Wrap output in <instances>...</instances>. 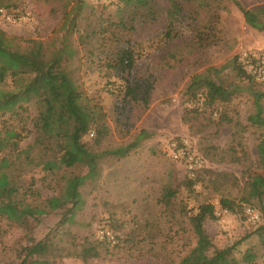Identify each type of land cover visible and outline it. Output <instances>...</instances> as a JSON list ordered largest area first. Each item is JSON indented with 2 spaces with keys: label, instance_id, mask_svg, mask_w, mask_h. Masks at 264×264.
<instances>
[{
  "label": "rangeland",
  "instance_id": "374dc122",
  "mask_svg": "<svg viewBox=\"0 0 264 264\" xmlns=\"http://www.w3.org/2000/svg\"><path fill=\"white\" fill-rule=\"evenodd\" d=\"M75 1L0 0V8L5 12L0 17V30L13 48L23 49L30 41L39 40L53 50L63 42L64 13ZM81 1L82 26L99 25L108 16L118 18L116 0ZM237 1L246 9L264 6V0ZM202 3L197 0L186 7L187 13L194 12L190 27L180 24L175 34L168 36V0H153L156 20L137 24L126 31L121 41L123 46L135 43L137 56L134 69L124 75H111L103 62L99 64L110 54L108 46L96 51L97 37L93 44L80 47L74 40L76 33L69 35L68 42L77 49L69 68L83 93L95 98L102 107L107 126L99 144L90 136L84 139L90 150L102 153L97 161L98 176L79 187L80 203L70 217L67 211L70 204L50 210L45 207V199L59 196L65 178L82 175L85 169L73 167L48 174L40 166L27 164L26 154L22 153L10 172L17 189L11 197L45 212L30 217L27 226L0 219V264H19L26 250L38 243L41 246L28 256L29 264H179L196 242L187 215L195 213L203 203L215 208L216 218L204 222L214 247L224 249L240 241L232 257L240 261L247 249H253L256 259L252 264H264V251L252 234L262 225L264 217V155L260 153L264 130L246 122L253 111L247 89H264V80L258 76L264 74V62L253 60L255 55L264 61V31L247 26L241 11L230 0H207L204 4L209 8L201 6ZM102 25H107L106 20ZM194 28L214 31L215 44L204 48L196 45ZM244 55L255 67L256 76L240 61ZM234 61L254 78L250 85L236 77ZM210 68L214 71L208 72ZM196 74L240 87L220 111L245 126L241 135L233 139L235 128L222 121L219 114H211L209 110L194 114L187 110L184 90ZM136 82L141 85L138 92L147 93L146 108L143 102L123 97L126 85ZM1 88L12 89L10 80ZM262 105L264 109V99ZM35 113L29 108L18 117L0 114V130L30 128L29 120ZM141 130L148 136L125 158L106 153L133 142ZM32 141L33 135L28 133L20 148H26ZM180 143L200 157H195V168L201 169L195 172L193 190L186 187L189 173L184 162L173 161L169 156L171 145ZM3 154L8 155L6 151ZM42 154L40 147H33L29 159L37 162ZM208 170L225 173L227 180H218ZM214 185H218L219 192L213 190ZM164 186L175 191L168 207L158 203ZM220 195L232 200L233 214L220 209ZM246 208L253 209L259 221L249 220ZM100 229L117 236L118 243L101 240ZM247 235L249 238L242 240Z\"/></svg>",
  "mask_w": 264,
  "mask_h": 264
},
{
  "label": "trees",
  "instance_id": "16d2710c",
  "mask_svg": "<svg viewBox=\"0 0 264 264\" xmlns=\"http://www.w3.org/2000/svg\"><path fill=\"white\" fill-rule=\"evenodd\" d=\"M194 1L197 0H168L166 11L168 36L172 33L174 35L180 28V24L191 26L190 22L194 12L187 13L186 7ZM206 1L202 0L201 6L209 8V5L204 4ZM230 1L239 8L247 26L258 32L264 31V6L254 10L246 9L237 0ZM115 6L118 18L105 17L106 26L102 25V22H105L104 19L99 25L86 23L82 26L83 16L81 15L84 4L81 0H76L73 6L64 13L62 28H65L66 32L63 42L53 50H49L39 40L30 41L29 46L23 49L13 48L10 39L0 30V114L18 117L29 108L36 111L29 120L30 128L23 127L20 131L8 128L0 130V219H5L15 225L27 226L30 217L45 212L44 209L33 207L11 197L16 194L17 189L10 172L22 153L26 154L27 164L40 166L41 170L48 174L73 167L85 169L82 175L73 174L65 178L59 196H50L45 199V207L50 210L62 209L70 204L71 208L67 207L70 217L73 216V210L80 203L79 187L90 183L98 176L97 161L102 153L90 150L84 139L90 136L95 144H99L100 138L107 133V126L104 122L102 107L95 98L83 93L77 78L69 68L70 62L77 55V49L68 42V39L69 35L76 33L74 40L78 46L83 47V45L93 44V40L97 37L96 51L105 50L108 46L107 52L110 54L100 60L99 64L103 62L106 71L114 76L131 72L137 59L135 43L123 46L121 41L127 30L133 29L139 23L156 20L157 10L153 0H116ZM209 29H205L206 31L193 29L196 45L204 48L215 44L216 35L212 30L209 32ZM93 54L94 51L91 52V56ZM236 64L234 61L233 70L236 77L247 81L250 85L254 78L247 74L242 65ZM213 71L212 68L208 69V72ZM7 79L12 85L10 90L1 88ZM140 89L139 83L136 82L134 85L128 83L124 88L123 97L130 98L136 103L143 102L146 108L148 96L146 91L138 92ZM239 89L238 86L224 85L209 77L196 74L192 76L184 90L185 103L189 106L187 110H191L194 114H200L204 110H209L211 114H219L222 121L232 124L235 128L232 133V138L235 139L237 135H241L245 126L229 119L220 110L230 103ZM247 91L251 95L253 106V111L246 120L247 125L264 130L262 105L264 89L259 91L249 87ZM28 133H32L33 141L26 148L21 149L20 142ZM147 136L146 131L141 130L133 142L113 148L106 153L118 159L125 158L140 140ZM179 146L184 147L181 143ZM33 147H40L43 153L42 158L37 162L29 159ZM187 149L196 158H200L193 153L191 148ZM4 151L8 155L3 154ZM260 153L264 155V142ZM200 169L201 167L196 170ZM195 172L194 177L189 175V180L186 181V187L191 190L195 186ZM206 172L216 175L220 181L227 180L225 173H213L211 170ZM31 184L33 185V179ZM212 188L215 192L220 190L218 185ZM174 196V189L164 186L158 203L168 207ZM219 207L228 213L235 212L232 200L223 195H220ZM214 211L215 208L212 205L203 203L197 206L195 213L187 215L196 242L191 251L181 258L179 264H239V262L252 264L256 259L253 249H247L240 261L232 257L234 248L240 241L224 249L214 247L204 228L206 219L216 218ZM252 234L256 236L260 248L264 251V217H262V225L257 227ZM115 238L118 243V237L115 236ZM248 238L249 235L242 240ZM40 246L41 244L38 243L29 247L19 264H29L28 256H32ZM115 246L117 244L113 245Z\"/></svg>",
  "mask_w": 264,
  "mask_h": 264
},
{
  "label": "built area",
  "instance_id": "2783aa9c",
  "mask_svg": "<svg viewBox=\"0 0 264 264\" xmlns=\"http://www.w3.org/2000/svg\"><path fill=\"white\" fill-rule=\"evenodd\" d=\"M5 12L3 11V9L0 8V17L4 16ZM15 17H7V19L13 20ZM22 19H24V17H22ZM253 60L258 62L260 60V64H262L264 61L262 60V58H256L255 55H253ZM240 61L242 62V64L245 67H248L249 73L252 74V76H256V69L253 66L252 63H250V59L248 57H246L245 55L243 57H241ZM245 69V68H244ZM259 77H261L264 80V74L263 75H258ZM184 147H180L179 145L176 144H172L171 147L169 148V156L174 160V161H183L186 170L188 171L190 177H194V172L196 170V164H197V160L195 158V156L190 153L186 147L185 144H183ZM186 147V148H185ZM245 214L246 216L249 218V220L251 221H255L258 220V214L251 208H246L245 209ZM98 237L103 240L106 241L109 244H114L115 243V237L112 235V233L108 230L105 229H100L98 231Z\"/></svg>",
  "mask_w": 264,
  "mask_h": 264
}]
</instances>
